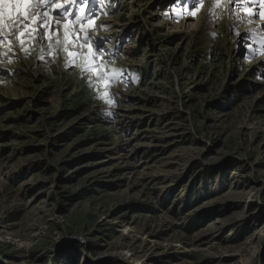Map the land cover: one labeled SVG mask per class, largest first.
<instances>
[{
	"label": "rangeland",
	"instance_id": "obj_1",
	"mask_svg": "<svg viewBox=\"0 0 264 264\" xmlns=\"http://www.w3.org/2000/svg\"><path fill=\"white\" fill-rule=\"evenodd\" d=\"M92 5L114 105L65 66L62 11L0 48V264H264L261 0Z\"/></svg>",
	"mask_w": 264,
	"mask_h": 264
},
{
	"label": "snow or ice",
	"instance_id": "obj_2",
	"mask_svg": "<svg viewBox=\"0 0 264 264\" xmlns=\"http://www.w3.org/2000/svg\"><path fill=\"white\" fill-rule=\"evenodd\" d=\"M230 0H213V5L209 10L212 16L217 15V9L226 7ZM67 3L77 5V12L70 13L65 4L54 2V0H0V48L7 45L8 51L13 46L12 37L15 36L19 42L21 50L26 55L30 54L31 49L26 48V38L34 39L39 36L38 28H50V22L54 20L51 15L53 11L63 12L62 19L66 22L62 25L63 40L59 38L56 44L60 46L61 51L65 54V66L79 68L80 75L89 77L87 83L89 87H95L98 98L109 105H114L111 98L112 93L109 89L118 81H121L123 72L115 66H109L104 59V49L102 47L94 50V42L89 35L98 26L95 19L99 15H106L101 8L96 11L92 0H67ZM203 3V0H200ZM261 8H264V0H261ZM188 15L195 16L199 7L195 11H188ZM251 15V12L249 13ZM261 19L264 20V12L260 13ZM74 18H71L73 17ZM59 25V21H56ZM79 25L77 28L76 26ZM49 52L47 55L55 56V50L52 45L53 33L48 32ZM104 38H101L103 40ZM78 50H70L69 46ZM86 49V51H85ZM256 53L254 52L253 55ZM264 55V43H261L260 53ZM0 55H7V52L0 51ZM45 53H41V59ZM11 62V61H9Z\"/></svg>",
	"mask_w": 264,
	"mask_h": 264
}]
</instances>
